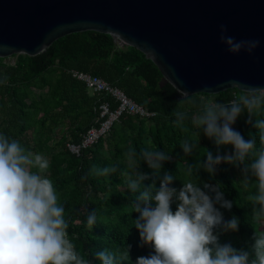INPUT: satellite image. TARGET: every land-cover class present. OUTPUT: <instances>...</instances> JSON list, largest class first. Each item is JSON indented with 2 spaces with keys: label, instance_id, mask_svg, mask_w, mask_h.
Listing matches in <instances>:
<instances>
[{
  "label": "trees",
  "instance_id": "16d2710c",
  "mask_svg": "<svg viewBox=\"0 0 264 264\" xmlns=\"http://www.w3.org/2000/svg\"><path fill=\"white\" fill-rule=\"evenodd\" d=\"M5 60L0 58V134L17 140L26 151L48 159L45 175L53 182L58 203L65 208L69 238L92 264H100L95 253L105 248L124 250L130 246V264H136L138 257L154 254V248L142 246L140 233L134 226L139 213L133 212L132 207L137 193L128 189V180L134 178L135 170L149 176L154 172L139 157L142 149L163 151L171 157L162 162L159 176L154 178L157 188L165 173L173 175L169 187L177 193L189 180L202 189L204 183L218 184L224 198L233 206L231 210L219 204L215 206L225 221L238 218L239 231H224L221 226L214 229V234L221 245L252 251L255 233L264 230L262 224L252 220L253 205L248 197L256 189L243 186V165L222 161L214 175L203 169L208 151L223 156L234 153V148L218 147L202 127L192 123L193 117L201 114L202 103H227L243 94L242 91L234 88L217 95L197 94L184 99L170 83L163 82L161 71L144 53L134 47L120 46L110 34L93 31L61 38L35 57L17 55L14 65ZM71 71L101 77L154 115L124 113L108 136L82 149L79 156L73 154L68 144L80 145L82 134L97 125L100 103L109 101L113 110L118 103L110 97L91 94ZM176 111L187 114L184 120L187 131L175 123ZM257 119H264V109L259 116L251 117L252 123L248 122L245 111L233 128L245 140L255 139L259 149V129L254 126ZM185 140L198 145L190 155L181 147ZM130 148L137 153L134 165L124 155ZM189 165L200 169L194 167L193 174L188 176ZM107 166H117L118 171L109 175L93 172L94 168ZM250 179L255 184L256 178ZM143 183L148 186L153 179ZM177 203L172 204L173 211ZM93 211L97 212V223L90 228L87 216Z\"/></svg>",
  "mask_w": 264,
  "mask_h": 264
},
{
  "label": "clouds",
  "instance_id": "9594fccd",
  "mask_svg": "<svg viewBox=\"0 0 264 264\" xmlns=\"http://www.w3.org/2000/svg\"><path fill=\"white\" fill-rule=\"evenodd\" d=\"M226 33V26L221 25V42L231 54L242 51L251 54L259 47L258 40L237 41ZM232 88L240 89L243 94L227 103H202L201 114L192 119L218 147L234 148V153L223 156L208 151L202 167L214 175L222 161L243 165V186L256 189L248 197L253 205L252 220L264 224V119H257L254 125L259 129V149L255 139L245 140L233 128L245 111L249 123L252 116L260 115L264 109V88L242 87L238 82ZM189 96L183 92L184 99ZM174 114L177 126L187 131L184 128L187 114L180 111ZM181 147L190 155L198 145L185 140ZM124 155L130 165L136 164L135 149H128ZM139 157L154 172L149 176L135 170L134 178L128 180V189L137 193L132 207L139 216L134 226L140 233L142 246H151L154 254L138 257L136 264H264V230L255 233L251 252L219 243L214 229L222 226L224 231H239V220L233 217L225 221L215 206L219 204L228 210L233 206L224 198L218 184L204 183L202 189L189 180L177 193L169 187L173 175L165 173L157 188L154 178L159 176L162 162L171 157L163 151L149 149H142ZM194 167L199 171V166L189 165L186 175L191 176ZM48 169L49 161L44 155L26 151L17 140L0 134V264H92L69 238V221L65 219V208L58 203L53 182L46 178ZM117 171V166L93 169L99 175ZM251 177L256 178L255 184L251 183ZM149 179L153 183L145 186L143 182ZM174 202H178L175 211L172 210ZM96 223L97 212L93 211L87 216V225L93 228ZM129 249L130 246L124 250L105 248L96 252L95 257L100 264L126 261L130 264Z\"/></svg>",
  "mask_w": 264,
  "mask_h": 264
},
{
  "label": "water",
  "instance_id": "95a60500",
  "mask_svg": "<svg viewBox=\"0 0 264 264\" xmlns=\"http://www.w3.org/2000/svg\"><path fill=\"white\" fill-rule=\"evenodd\" d=\"M221 25L259 47L231 54ZM87 31L144 53L182 95L264 88V0H0V58L35 57Z\"/></svg>",
  "mask_w": 264,
  "mask_h": 264
},
{
  "label": "built area",
  "instance_id": "2783aa9c",
  "mask_svg": "<svg viewBox=\"0 0 264 264\" xmlns=\"http://www.w3.org/2000/svg\"><path fill=\"white\" fill-rule=\"evenodd\" d=\"M72 76L85 84L91 94L110 97L118 107L112 109L109 101L100 103L98 109L100 116L97 125L91 127L86 133L82 134L80 145L68 144L69 150L76 155H80L81 150L94 146L101 138H105L111 132L113 125L125 114L150 117L154 114L148 113L145 109L131 100L122 90L110 85L107 81L98 76L80 71H71Z\"/></svg>",
  "mask_w": 264,
  "mask_h": 264
},
{
  "label": "rangeland",
  "instance_id": "374dc122",
  "mask_svg": "<svg viewBox=\"0 0 264 264\" xmlns=\"http://www.w3.org/2000/svg\"><path fill=\"white\" fill-rule=\"evenodd\" d=\"M117 43L120 45V46H124V44L121 42V41H117ZM17 61V55L15 56H11V57H8L6 58L5 62L9 63L10 65H14ZM213 102V101H212ZM33 153V152H32ZM123 190V189H121ZM261 228L264 229V224L261 225Z\"/></svg>",
  "mask_w": 264,
  "mask_h": 264
}]
</instances>
